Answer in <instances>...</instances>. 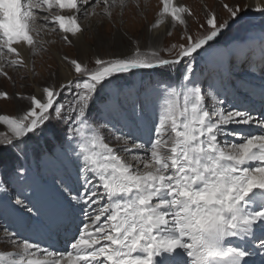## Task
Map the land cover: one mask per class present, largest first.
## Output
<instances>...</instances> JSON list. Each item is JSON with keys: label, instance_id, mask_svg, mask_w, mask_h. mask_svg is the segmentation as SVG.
<instances>
[{"label": "snow or ice", "instance_id": "obj_1", "mask_svg": "<svg viewBox=\"0 0 264 264\" xmlns=\"http://www.w3.org/2000/svg\"><path fill=\"white\" fill-rule=\"evenodd\" d=\"M130 3L141 8V0H0V76L36 75L30 57L56 42L48 37L73 45L94 19L112 21L118 11L122 23ZM219 7L225 18L205 10L193 34L191 8L159 0L146 31L181 26L182 43L163 48L125 32L126 52L89 62L64 56L65 78L13 94L28 103L17 115L0 114V214L36 227L51 246L0 225V241L11 247L0 264H264V0ZM251 13L261 28L258 63L251 48L217 47L236 26H254ZM240 65L260 72L259 115L255 89L232 80ZM153 71L176 79L119 86ZM152 93L159 105L149 120ZM13 96L0 91V101ZM37 138L49 144L46 153L37 152ZM71 157L79 161L75 180L61 172ZM41 160L53 166L59 194L47 206Z\"/></svg>", "mask_w": 264, "mask_h": 264}, {"label": "rangeland", "instance_id": "obj_2", "mask_svg": "<svg viewBox=\"0 0 264 264\" xmlns=\"http://www.w3.org/2000/svg\"><path fill=\"white\" fill-rule=\"evenodd\" d=\"M183 5L188 6L191 8L193 13L195 14L194 17L188 18V29L191 33L195 34L197 31V25L194 22L196 19H199L201 22H203L205 10L212 11L215 9L220 17L223 19L226 16V13L222 11V9L219 7L220 0H181ZM225 2H228V0H225ZM238 3H242L239 1ZM243 4V3H242ZM215 5V6H214ZM213 7V8H212ZM159 10V0H147V3L145 4V0H141V8L136 9L131 3L129 4L128 8L126 9L123 17H122V23L118 25L119 22H121V17L119 15V12L114 13V17L112 21H105L103 23H100L97 19H94L92 23L96 25L98 34H100L102 41L98 42L97 38L94 36L92 28L89 29L85 33V38L88 44L92 48L98 47V51L102 54H106V44L116 35L117 29L119 27L120 30L126 32L128 34V37L131 39H139L142 42L147 41L146 36V23L148 21L149 24H151L155 17L156 13ZM115 20V22H114ZM246 20H252L254 23L253 25H244L236 26L231 33H227L223 40L217 45L219 48H226V47H246L251 48L254 52L253 59L256 61L259 56V48H260V35H261V28L259 27V19L258 14L257 15H248L246 16ZM87 23V22H85ZM171 36L165 35L163 38V41L161 42V47L167 48L173 43H182L181 36L183 34V29L181 26H176L171 30ZM252 37H255L257 39L255 45H249L248 41ZM55 38L56 45H59L55 47L57 51H62L65 56H68L69 58H77V47L73 45H68L64 42H62L59 38V36L53 35V39ZM100 46V47H99ZM48 51L44 53L42 56L32 57V59L35 60V72L36 75H33L31 73H28L26 71H20V72H14L11 69H8V71L12 72L11 77L12 79H7L3 76H0L1 79L4 81H1V91H6L10 96H13L14 93H21V94H33L35 93L34 84L37 83V81H41V86L49 82L51 79H53V75L59 71V66L56 63L55 55L52 53V50L47 45ZM119 46L113 44L111 45L110 52L114 53L117 50ZM95 57V54L92 52H89L82 60L85 62L91 61V59ZM257 63V62H256ZM91 66V64H90ZM203 66V65H202ZM48 69V70H47ZM247 70V66L240 65L237 66L232 73V80L233 81H242V87L241 91H245L248 84H259L261 82L260 79V72L259 70L255 69L254 71L248 70L247 73L245 71ZM45 72V73H44ZM169 76L172 77V80L169 82H174L176 79V76L174 73L171 74H159L155 71H153L150 74H138L136 76H130L127 78L126 81H121L119 86L122 87L125 90L128 89H140L141 87H148L150 83L154 84L157 81L161 80H168ZM42 78V79H40ZM201 80L203 81L202 86L206 89L208 81L204 80L203 77H201ZM252 88H256L252 87ZM243 97V96H240ZM239 97V98H240ZM16 98L13 96L12 99L8 101H0V111L3 114L7 115H17V102L15 101ZM23 102L22 108L27 105L28 101H21ZM244 103L250 101L248 99H244ZM158 105L159 100L157 99L156 95L154 93L151 94L149 101H148V117L149 120H151L155 115L158 114ZM0 129H3V126H0ZM127 131V129H125ZM50 136V134H49ZM39 143L35 145L37 152L46 153L49 148V144L45 142V139H39ZM28 163L35 168L37 164L36 156L30 151L29 152V160ZM79 161L75 157H71L69 159H66L61 167V172H63L64 175L71 176L72 180H75L76 174H77V165ZM52 165L50 163H46L45 161L41 160L40 162V169H41V176L43 177V180L39 183V197L43 204L46 197L50 199V201L55 202L58 197L52 198L51 195L54 193L55 195H58L55 190V185L53 182V173L51 171ZM40 186H42L40 188ZM52 192V193H50ZM50 193V195H49ZM51 202V203H52ZM22 221L20 218L12 214L11 212H6L4 214H0V225H7L10 228H13L15 231L18 232V234L22 235L23 238H27V235L38 233L34 226H28L23 223L22 227ZM27 228H29L27 230ZM24 230V231H23ZM30 240V239H29ZM33 240V241H37ZM5 250H11V247L7 245L6 242L0 241V251Z\"/></svg>", "mask_w": 264, "mask_h": 264}, {"label": "bare ground", "instance_id": "obj_3", "mask_svg": "<svg viewBox=\"0 0 264 264\" xmlns=\"http://www.w3.org/2000/svg\"><path fill=\"white\" fill-rule=\"evenodd\" d=\"M210 1V0H209ZM239 1H241L243 4H248V3H254V0H237V2H239ZM177 2L178 3H181L182 4V2H181V0H177ZM228 2H231V0H228ZM215 6V5H214ZM213 8V7H212ZM257 15V14H255V13H251V14H249V15ZM115 18V17H114ZM114 22H115V20H114ZM146 23V26L147 25H150L149 23H148V21L147 22H145ZM93 24V28H92V30H93V33H94V36L97 38V40H98V42H101L102 41V38H101V36H100V34H98V30H97V27H96V25H94V23H92ZM121 24V22H119L118 23V25H120ZM171 30H173V28L171 27V26H162L161 27V29L159 30V32L158 33H148L147 31H146V36H147V40H149V38H151L153 41H157L158 40V43H159V45L161 46V42L163 41V38H164V36L167 34V32L168 31H171ZM123 33H125L124 31H122V30H120L119 29V27H118V29H117V32H116V35L106 44V50H107V52H106V54H102V53H100L99 51H98V47H96V48H92L89 44H88V42L86 41V36H85V34H84V36H83V38L81 39V40H79V41H77V42H75L74 43V45L77 47V55H78V59H83L84 58V56H86L89 52H92L93 54H95V56H97V55H99V56H107L108 54H112V52H110V46L111 45H113V44H115V45H117V46H119L118 48H119V50H117L116 52H114V53H122V52H126L127 51V48L126 47H124L123 46V44H122V42H121V40H120V36H121V34H123ZM48 39H51V40H55V38L53 39V36H51V37H48ZM141 41V40H140ZM256 41H257V39L255 38V37H252L251 39H249V41H248V43H249V45H250V47H251V45L253 46V45H255L256 44ZM142 42V41H141ZM49 47H50V49L52 50V53L55 55V60H56V63L58 64V66H59V71L57 72V73H55L54 75H53V78H60V79H63V78H65L66 77V75H67V68L64 66V64H63V62H62V58L65 56L64 55V53H63V50L60 52V51H57L56 49H55V47L56 46H58V48H59V45H56V44H51V45H48ZM100 47V46H99ZM246 48V47H245ZM60 49V48H59ZM25 55L27 56V57H30V53H25ZM258 56L260 55V52H259V54H257ZM31 59H32V57H30ZM256 62L258 63L259 62V58L256 60ZM256 68L254 67L253 68V71L255 70ZM48 70V69H47ZM248 68H247V70L245 71V73H247L248 72ZM257 70V69H256ZM9 72V76H11V74H12V72H10V71H8ZM45 73V72H44ZM40 79H42V78H40ZM1 81H4L3 79H1L0 78V84H1ZM41 81H37V83H35L34 84V89H35V93H36V91H37V89H38V87L39 86H41ZM245 83H247V87H246V90L248 89V88H252V87H255V85H256V88H255V92L257 93V95L256 96H254V97H252V100H254L255 101V109H254V111H255V113L257 114V115H259V109H260V101H259V91H260V88H259V86H260V83L259 84H248V82H245ZM2 90V88H1V86H0V91ZM245 90V91H246ZM241 101H244V99H246L245 98V96H243V97H240L239 98ZM16 102H17V110H16V114H18V109H20V108H22V103L23 102H21V101H18L17 99L15 100ZM248 102H246V104H247ZM0 114H3L1 111H0ZM1 130V129H0ZM2 130H5L4 128L2 129ZM62 171V170H61ZM63 173V172H62ZM42 186H40V188H41ZM50 193H52V192H50ZM50 193H49V195H50ZM57 193V192H56ZM58 194V193H57ZM51 197L52 198H56V197H58L59 198V196L58 195H55L54 196V193H52V195H51ZM44 200V203H45V206H47V205H49V204H51V202H50V199L48 198V197H46L45 199H43ZM58 200V199H57ZM19 218V217H18ZM24 225H23V223H22V227H23ZM29 228H27V230H28ZM38 233H33V234H29V235H27V237L30 239V240H36V239H38L37 240V242H39V243H41V244H43V245H45V246H51V242H50V240H49V237L47 236V235H45V234H43V233H41L40 231H38L37 229H35ZM19 236H20V234H19ZM20 238H23L22 237V235L20 236ZM55 247H58V248H63V244H62V242H59V241H57L56 243H55Z\"/></svg>", "mask_w": 264, "mask_h": 264}]
</instances>
